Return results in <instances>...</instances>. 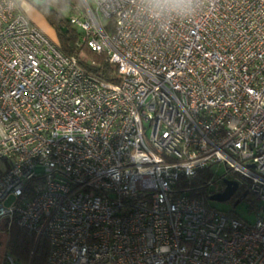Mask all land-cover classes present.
<instances>
[{
	"label": "built area",
	"instance_id": "1",
	"mask_svg": "<svg viewBox=\"0 0 264 264\" xmlns=\"http://www.w3.org/2000/svg\"><path fill=\"white\" fill-rule=\"evenodd\" d=\"M22 1L0 0L6 233L45 238L44 264H264V0H206L171 21L138 0H81L69 20L115 66L110 80ZM212 164L255 197L254 223L177 187Z\"/></svg>",
	"mask_w": 264,
	"mask_h": 264
},
{
	"label": "trees",
	"instance_id": "2",
	"mask_svg": "<svg viewBox=\"0 0 264 264\" xmlns=\"http://www.w3.org/2000/svg\"><path fill=\"white\" fill-rule=\"evenodd\" d=\"M67 7L69 16L62 15L61 8ZM38 11L44 16L47 23L52 27L53 35H47L66 55L75 56L80 59L81 54L86 53L91 57V62L82 65L93 75L104 80H110L115 75V66L108 62L103 55L95 54L87 48L83 41V32L81 29L70 22V17L77 15L81 9V0H45L39 6ZM209 167L196 171L195 174L188 178H181L177 187L182 189V193L190 197H209V193L215 190L221 191L218 178L216 181H210ZM222 175V174H221ZM220 175V176H221ZM227 178L239 181L240 176L237 174H226ZM218 181V182H217ZM209 182H213L212 186ZM245 200L249 203V208L257 210L255 197L247 190L245 186L239 184V189L233 197L229 199L232 205ZM229 215L240 218L233 210L224 211ZM241 219V218H240ZM6 223L0 226L1 232L6 235L4 246L5 254L19 264H44L47 255V242L45 238L40 237L37 241L35 235L25 228L19 227L12 223L6 233Z\"/></svg>",
	"mask_w": 264,
	"mask_h": 264
},
{
	"label": "rangeland",
	"instance_id": "3",
	"mask_svg": "<svg viewBox=\"0 0 264 264\" xmlns=\"http://www.w3.org/2000/svg\"><path fill=\"white\" fill-rule=\"evenodd\" d=\"M21 7L25 14L28 16V18L37 25L45 34L52 36L53 33L52 27L47 23L44 16L38 11L36 6L29 1H22ZM62 15L65 17L69 16V12L67 7L61 8ZM75 15V14H74ZM86 54V53H84ZM3 160L0 159V166ZM210 174V181H216L214 178H218L221 174L225 172L224 165H217L212 164L208 170ZM212 182V183H213ZM13 197L10 196L5 200V205H9L13 202ZM207 203L209 206L222 210V211H229L233 210L236 215H238L242 220H245L248 223H254L256 217H257V210L249 208V203L245 200H242L240 202L235 203V205H232V203L227 201H216L211 200L207 198ZM6 241V235L0 231V264H3V256L5 254L4 252V246Z\"/></svg>",
	"mask_w": 264,
	"mask_h": 264
},
{
	"label": "clouds",
	"instance_id": "4",
	"mask_svg": "<svg viewBox=\"0 0 264 264\" xmlns=\"http://www.w3.org/2000/svg\"><path fill=\"white\" fill-rule=\"evenodd\" d=\"M206 0H138L140 10L157 21L189 19L197 15Z\"/></svg>",
	"mask_w": 264,
	"mask_h": 264
},
{
	"label": "water",
	"instance_id": "5",
	"mask_svg": "<svg viewBox=\"0 0 264 264\" xmlns=\"http://www.w3.org/2000/svg\"><path fill=\"white\" fill-rule=\"evenodd\" d=\"M45 0H32L35 6H39L44 3ZM224 187L221 191L215 192L209 196V199L216 201H227L233 195L238 188V182L229 178L223 177L221 179Z\"/></svg>",
	"mask_w": 264,
	"mask_h": 264
},
{
	"label": "crops",
	"instance_id": "6",
	"mask_svg": "<svg viewBox=\"0 0 264 264\" xmlns=\"http://www.w3.org/2000/svg\"><path fill=\"white\" fill-rule=\"evenodd\" d=\"M51 35H53V33ZM8 163H9L8 161L3 160V162L1 163L2 165L0 166V173H2L6 169V167L8 166Z\"/></svg>",
	"mask_w": 264,
	"mask_h": 264
},
{
	"label": "flooded vegetation",
	"instance_id": "7",
	"mask_svg": "<svg viewBox=\"0 0 264 264\" xmlns=\"http://www.w3.org/2000/svg\"><path fill=\"white\" fill-rule=\"evenodd\" d=\"M226 177V176H225ZM227 178V177H226ZM229 179H231V178H229ZM232 180V179H231ZM217 186H220V190H222L223 189V187H224V184L222 183V181L221 180H219V182L217 183ZM239 189V185H238V188L236 189V191L233 193V195L231 196V197H233L234 195H235V193L237 192V190ZM230 197V198H231Z\"/></svg>",
	"mask_w": 264,
	"mask_h": 264
}]
</instances>
